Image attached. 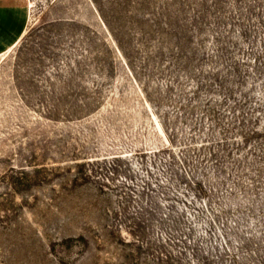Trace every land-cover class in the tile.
<instances>
[{
    "label": "rangeland",
    "instance_id": "374dc122",
    "mask_svg": "<svg viewBox=\"0 0 264 264\" xmlns=\"http://www.w3.org/2000/svg\"><path fill=\"white\" fill-rule=\"evenodd\" d=\"M26 2L0 264H264V0Z\"/></svg>",
    "mask_w": 264,
    "mask_h": 264
},
{
    "label": "crops",
    "instance_id": "0c3cea01",
    "mask_svg": "<svg viewBox=\"0 0 264 264\" xmlns=\"http://www.w3.org/2000/svg\"><path fill=\"white\" fill-rule=\"evenodd\" d=\"M26 0H0V54L15 47L25 33Z\"/></svg>",
    "mask_w": 264,
    "mask_h": 264
}]
</instances>
